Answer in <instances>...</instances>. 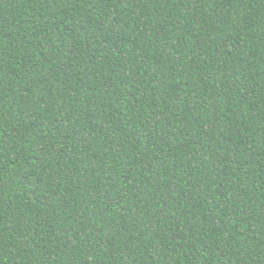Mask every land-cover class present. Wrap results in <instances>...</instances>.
<instances>
[{"label":"trees","instance_id":"1","mask_svg":"<svg viewBox=\"0 0 264 264\" xmlns=\"http://www.w3.org/2000/svg\"><path fill=\"white\" fill-rule=\"evenodd\" d=\"M0 264H264V0H0Z\"/></svg>","mask_w":264,"mask_h":264}]
</instances>
